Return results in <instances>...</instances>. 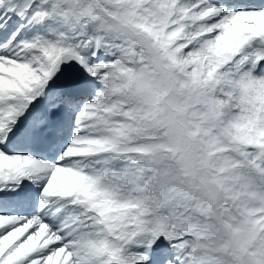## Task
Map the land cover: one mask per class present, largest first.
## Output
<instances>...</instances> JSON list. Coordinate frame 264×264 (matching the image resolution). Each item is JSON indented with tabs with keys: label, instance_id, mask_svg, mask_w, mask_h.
<instances>
[{
	"label": "snow or ice",
	"instance_id": "obj_1",
	"mask_svg": "<svg viewBox=\"0 0 264 264\" xmlns=\"http://www.w3.org/2000/svg\"><path fill=\"white\" fill-rule=\"evenodd\" d=\"M0 264H264V0H0Z\"/></svg>",
	"mask_w": 264,
	"mask_h": 264
}]
</instances>
